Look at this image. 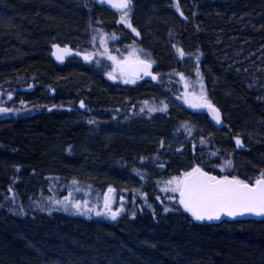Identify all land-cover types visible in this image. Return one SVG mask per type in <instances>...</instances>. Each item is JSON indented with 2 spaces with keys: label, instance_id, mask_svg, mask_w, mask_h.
Segmentation results:
<instances>
[{
  "label": "trees",
  "instance_id": "16d2710c",
  "mask_svg": "<svg viewBox=\"0 0 264 264\" xmlns=\"http://www.w3.org/2000/svg\"><path fill=\"white\" fill-rule=\"evenodd\" d=\"M80 1L0 0V101L16 95L5 109L19 102L75 107L87 92L97 96L100 112L107 108L101 104L118 106L106 57L87 63V46H57L80 17H87L86 31L96 40L91 49L109 51L104 55L111 57L136 41L160 79H143L142 88L130 89L127 100L144 110L114 123L100 124L91 114L77 126L56 113L0 119V264H264V219L198 223L180 203L173 209L158 204L156 196L169 197L176 187L173 165L176 177L178 171L198 168L217 179L253 181L236 170L241 151L235 145L209 140L189 112L176 121L164 118L163 105L150 95L156 88L177 102L200 76L221 111L227 138L240 128L264 124L255 100L261 95L250 90L254 79L264 86V70L245 75L229 60L236 54H264V0H133L131 26L140 33L148 24L160 30L147 40L132 38L130 31L122 34L114 10L99 7L97 0ZM102 33L117 37L103 47ZM54 47L63 58L56 57ZM56 81H65L68 97L59 89L48 97L46 88H56ZM30 83L39 86L22 93ZM261 141L250 158L264 157ZM141 156L151 167L166 165L148 188L142 185L144 176L134 172ZM230 162L235 164L231 172L225 169ZM133 177L141 183L131 184ZM124 188L136 207L115 220L76 215L63 206L93 201L99 191L117 197Z\"/></svg>",
  "mask_w": 264,
  "mask_h": 264
},
{
  "label": "rangeland",
  "instance_id": "374dc122",
  "mask_svg": "<svg viewBox=\"0 0 264 264\" xmlns=\"http://www.w3.org/2000/svg\"><path fill=\"white\" fill-rule=\"evenodd\" d=\"M80 1V0H79ZM76 1L75 3L77 5H81L83 2L82 1ZM78 2V3H77ZM99 0H97V3ZM133 0H129V7L125 10H114L112 13L113 20H116L117 25L116 27L120 24L123 25L122 29V34L124 33H129L132 36V38H135L136 40H142L147 38H153L156 35H159L160 30L159 29H154L152 28V24H148L146 27L147 29L142 30V33L138 32L133 26L130 24V15L131 11L130 6H132ZM174 8L176 10V3L174 5ZM125 12H127V15L125 16ZM87 16V14H86ZM87 17H82L78 18V20L74 21L75 30L70 33L68 30V37L62 38L61 40H57L56 42L59 43L57 46H66V44H71L75 45L78 44L81 47L87 46L90 50H87L84 53V60L87 63H90L93 58L99 57V58H104L106 57L105 60L109 63V70L106 73V76L108 79L114 81L115 84L112 85L113 89V95L118 98L119 101H117L119 104L118 106H114V101L105 103L104 105L101 104L103 107H107L104 109L103 112L99 111V103L96 101L97 96L95 95H88L90 94L87 92L85 96L82 97L77 102V106L72 107H59L56 105H29L25 102H19L15 106H12L11 109H7V111H0V119L8 118L10 116L14 117H21V116H34L39 113H42L43 115L45 114H51V113H56L57 117L62 116V117H67L68 120L73 121L74 126L79 125L83 120V115L84 114H91L94 116V119L98 120L100 124H102L105 121H108L111 119V121L114 123L115 120H120V119H125L128 117H131L133 115H138L141 111L144 110L143 104L141 105H136L129 103L127 99L130 98V89L133 87L137 90L142 88V80H133L131 78H126L122 73H121V67L128 61H133V60H143V61H148L147 60V53L142 47H137L136 41L134 43H131L130 48L126 49L124 51L122 49L120 51V54H111L112 56H106L104 53H108L109 51L105 52H98L94 51L91 49L92 47L95 48L94 42L93 41L94 36L91 35L92 32L87 33ZM118 29V28H117ZM148 30V31H147ZM146 35H145V34ZM87 34H90L88 37ZM92 36V37H91ZM145 36V37H144ZM164 36V35H163ZM111 38L109 35H106L105 33H102L101 39H97L100 41L101 46H105V43L109 42L110 40H114L117 36H112ZM90 38V40H89ZM70 39H75V41H71ZM120 40H123V37L121 35ZM90 43V46H89ZM79 48V47H78ZM81 49V48H80ZM54 53L56 57H61L62 53L59 52V50L54 47L53 48ZM98 50V49H97ZM58 54L60 56H58ZM264 54L261 53V51L258 52H253L250 56L244 57L243 54H236L232 57L231 60L232 66L238 71L242 72L245 75H251V70H253V74H258V73H263L264 67V59H263ZM101 61V59H100ZM152 63V62H151ZM111 64V65H110ZM69 65H74V62H70ZM243 65V67H241ZM239 66V68L237 67ZM242 68V69H241ZM252 74V75H253ZM247 79H244V81ZM65 81H56L54 88L53 86L46 88L48 90V97L52 98L58 94L57 89H59V93H61V97L64 95L65 97H68V93L66 94L65 89L66 85L64 84ZM214 82V80H213ZM243 83V81H242ZM39 84L37 83H30L29 85L23 87L20 91L22 93H30L33 92L36 87ZM250 90L254 91L255 94H260L261 97H258L256 102L259 103L261 106V109L264 111V86L260 84L259 80H252L250 83ZM65 93V94H64ZM150 95L152 99L154 100L153 102L158 104L163 105L160 107V113L164 115V118L168 117H173V119L176 121L177 117L180 116L183 111L189 112V114L194 115V118L198 120V123L202 128L204 133L208 136V139L211 141H218L220 145L227 141L228 143H231L233 145L235 144V140L240 141V148H241V156L236 157L235 159V164L237 166L236 170L238 173H240L241 176H251L253 183H255L259 179H264V157L263 155H257L250 158V151L252 150L255 152L256 148L259 147V145L262 143V139L264 140V124L257 123V126L255 127H247V128H240L238 130V135L233 136L232 138H227V134L223 131V117L221 115L220 109L215 107L212 102V97L211 93L208 92L207 86L205 83V80L203 77H198L196 78L195 81H193V84L190 86V94L185 95L183 98H178L179 101L176 102V99L174 98H169L167 97L164 92L161 90H156V88H153V90L150 92ZM259 95V96H260ZM64 97V98H65ZM14 100H16V95L15 93L8 94L5 101H0V109H5V104H11ZM181 102L182 105L179 106V103ZM81 104H83V107H81ZM210 105V106H209ZM101 106V107H102ZM99 107V108H98ZM100 112V113H99ZM217 113L219 114V123L217 122ZM98 116L96 117V115ZM208 117L211 124L205 122L204 117ZM162 117V116H161ZM144 125L150 126V123L145 122ZM144 126V127H146ZM152 126V125H151ZM228 128V127H226ZM107 130V129H106ZM230 130V128H229ZM228 130V131H229ZM105 132V129H101L100 133L102 134ZM167 137L170 139L172 138V135L170 133L167 134ZM161 145L165 144V141H161ZM263 144V143H262ZM257 159V162H260L259 165L256 167L257 162L253 161L252 159ZM137 164H136V169L134 172L140 174V177L144 176V182L142 183L144 188H148V185L153 182V179H155L157 174H160L163 170L166 169V165H157L154 167H151L150 165L146 164V159L144 156L139 157V159H136ZM232 163L230 162L225 169L228 171H232L234 168V165H231ZM175 167V168H174ZM225 167V166H223ZM152 169V170H151ZM173 171L175 172V178H174V183L176 185V180L181 181L184 179L186 172L184 171H178V177H176V166L173 165ZM220 169V168H219ZM151 172L154 174L151 175ZM135 177V176H134ZM132 178L133 185H137L138 183L140 184L141 181H137L136 178ZM150 178V180L148 179ZM241 180V179H238ZM245 183V182H244ZM250 184V183H249ZM252 184V183H251ZM127 188V186H126ZM124 188L122 191H118L117 197L114 195L111 197V200L108 201V196H109V190H105L100 192L99 195L92 201L88 198V200H83V201H70L68 202L69 204L63 205L65 209L71 210L72 213H75L76 215H81V216H88V217H111V212H117L116 218H118L121 215H125L129 210H132L136 207V203L134 200H130L128 198L127 190ZM139 188V187H137ZM110 198V197H109ZM156 200L158 204L162 207H167L168 209H173L172 207H176V204L179 203L180 200V195L177 196L176 192H172V194L169 197H163L161 195L156 196ZM90 201V202H88ZM131 201V202H130ZM79 204L80 208L77 210V208L73 207V205ZM108 205V207H105V205Z\"/></svg>",
  "mask_w": 264,
  "mask_h": 264
},
{
  "label": "snow or ice",
  "instance_id": "6c2138e0",
  "mask_svg": "<svg viewBox=\"0 0 264 264\" xmlns=\"http://www.w3.org/2000/svg\"><path fill=\"white\" fill-rule=\"evenodd\" d=\"M121 7L126 8L127 3L122 4ZM126 15L127 12H125ZM0 111H7V109H0ZM216 119L219 123L218 113ZM237 144H240L239 140ZM197 173L199 175H196ZM185 177L184 180L176 181V187L171 191L179 192V203L196 220H219L221 214L232 217L246 213L264 216V179L257 180V186H249L235 178L217 180L215 177L200 173L198 168L186 173ZM73 207L79 210L80 205L76 204ZM105 207L108 205L106 204ZM116 216L117 212H111L113 220Z\"/></svg>",
  "mask_w": 264,
  "mask_h": 264
},
{
  "label": "water",
  "instance_id": "95a60500",
  "mask_svg": "<svg viewBox=\"0 0 264 264\" xmlns=\"http://www.w3.org/2000/svg\"><path fill=\"white\" fill-rule=\"evenodd\" d=\"M127 3V7H121L122 4ZM130 3L129 0H99L98 2V6L101 8H105V9H111V10H125L129 7ZM121 73L126 76L129 77L133 80H141V79H145L148 80L152 83H157L159 81V76L156 73L154 66L151 62L149 61H143V60H133V61H128L127 63H125L124 65H122L121 67ZM235 144L238 150H241L240 148V144H237V140H235ZM201 173V172H200ZM196 175H199V173H197ZM209 177H212L210 175H207ZM186 177H184L185 179ZM183 179V180H184ZM217 179V178H216ZM228 180H232L233 178H227ZM217 180H222V179H217ZM261 180V179H259ZM249 184V183H247ZM249 186H257L256 182L249 184ZM188 212V211H187ZM189 213V212H188ZM191 215V213H189ZM191 217L193 218V220L195 222L198 223H219L225 220H249V219H260L263 220L264 216H257L255 214H244L242 216H236V217H232V216H228L225 214H221V219L219 220H196L192 215Z\"/></svg>",
  "mask_w": 264,
  "mask_h": 264
},
{
  "label": "flooded vegetation",
  "instance_id": "af4514ba",
  "mask_svg": "<svg viewBox=\"0 0 264 264\" xmlns=\"http://www.w3.org/2000/svg\"><path fill=\"white\" fill-rule=\"evenodd\" d=\"M62 55V54H61ZM126 77V76H125ZM126 78H129V77H126ZM236 146V145H235ZM113 194V193H112ZM114 195V194H113ZM113 195H110V196H108V201H110L111 200V197L113 196ZM110 197V198H109Z\"/></svg>",
  "mask_w": 264,
  "mask_h": 264
},
{
  "label": "bare ground",
  "instance_id": "6f19581e",
  "mask_svg": "<svg viewBox=\"0 0 264 264\" xmlns=\"http://www.w3.org/2000/svg\"><path fill=\"white\" fill-rule=\"evenodd\" d=\"M159 79H160V78H159ZM38 86H39V85H38ZM238 151H240V150H238ZM112 193L114 194V192H111V193L109 194V196H110V195H113ZM113 196H114V195H113Z\"/></svg>",
  "mask_w": 264,
  "mask_h": 264
}]
</instances>
